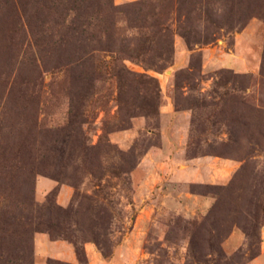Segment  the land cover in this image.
Listing matches in <instances>:
<instances>
[{
    "label": "rangeland",
    "instance_id": "1",
    "mask_svg": "<svg viewBox=\"0 0 264 264\" xmlns=\"http://www.w3.org/2000/svg\"><path fill=\"white\" fill-rule=\"evenodd\" d=\"M262 63L264 0H0V264H264ZM199 156L237 167L182 178ZM42 235L76 262L37 258Z\"/></svg>",
    "mask_w": 264,
    "mask_h": 264
},
{
    "label": "crops",
    "instance_id": "2",
    "mask_svg": "<svg viewBox=\"0 0 264 264\" xmlns=\"http://www.w3.org/2000/svg\"><path fill=\"white\" fill-rule=\"evenodd\" d=\"M243 34H240L236 37L235 53L232 54V57L231 55H229V57H226L228 58L227 66L234 67L237 70L242 65L247 66L249 62L247 56L249 50L243 43L241 37ZM202 56L204 58L203 63H207L209 67L217 68L221 66L222 59L220 57V54L217 52L215 53L213 51V48L211 47L203 48ZM179 112L184 114L185 117L187 116V112L176 111L173 108V105L171 103H168L169 115L174 116ZM176 128L177 131L181 134V143H186L188 136V123L184 122L183 124L178 125V127ZM185 162H186L185 166L182 168L180 174L182 175V178L195 182H206V183L219 182L221 181L222 177L226 176L227 174H230L237 167V164L234 161L229 159H223L216 156H199V157L187 159ZM202 167H205V169H202ZM179 177L181 178V176L179 175L175 177V179ZM44 184L49 186L51 183H44ZM63 190L66 191L64 187H60V192L58 194V197L63 193ZM202 202H204V206H205L202 209H206L209 206L210 201L203 197ZM84 248L89 258L98 256V251L93 249V246L90 243L85 244ZM34 251H35L34 254L37 258L52 257L70 263H75L77 260L76 252L72 244L61 239L51 240L43 235L40 236L38 242L35 240Z\"/></svg>",
    "mask_w": 264,
    "mask_h": 264
},
{
    "label": "trees",
    "instance_id": "3",
    "mask_svg": "<svg viewBox=\"0 0 264 264\" xmlns=\"http://www.w3.org/2000/svg\"><path fill=\"white\" fill-rule=\"evenodd\" d=\"M65 21H63V23H64ZM93 50H97V48H95V49H93ZM88 53V55L90 54H93V52L91 51V53L90 52H85V53H82L81 55H80V53L78 54V55H76V60H74L76 63H85V61H88V55H87V58L88 59H86L85 58V55ZM91 57H93V56H91ZM85 59V60H84ZM261 75H262V77H264V63H262V65H261ZM84 79H87V77H81V76H78L77 77V79H76V82L80 85L82 82H85V81H83ZM82 81V82H81ZM157 95H158V93H157ZM80 96V95H79ZM71 102V108H70V113H71V115H72V117H77L78 115H80L82 112H81V110H82V108L84 107V95L83 96H80L78 99H77V104H75L74 102H73V100L72 101H70ZM74 108V109H73ZM73 120V119H72ZM246 156H248V155H243L239 160H244L245 159V157ZM23 183L25 184L26 183V181H23ZM72 185L74 186V187H76V185H75V183H72ZM27 187V186H26ZM26 195H25V197H26V203L27 204H29V205H32V204H34V201H33V189H32V185H29V190H28V187L26 188ZM262 223H264V220L262 221ZM57 226V225H56ZM55 225H48L45 229L47 230V232L50 234V236H54L55 234H57L56 233V231H54V230H56V229H54L55 227H56ZM63 229V228H62ZM60 230V229H59ZM245 231V230H244ZM28 232H30V228H23V233H25V234H28ZM246 234L249 236V234L250 233H248L247 232V229H246ZM252 234H255V233H252ZM66 239H68L70 242H72V244L75 246V250H76V253L79 255L80 254V249H79V247H77V245H76V241H74L71 237H67L66 236ZM97 245L99 244L96 240L94 241ZM28 251H29V256L31 257L32 256V247H30V245H29V248H28ZM83 252H84V249L82 250ZM27 264H32V259H31V261H29L28 262V260H27V262H26Z\"/></svg>",
    "mask_w": 264,
    "mask_h": 264
}]
</instances>
